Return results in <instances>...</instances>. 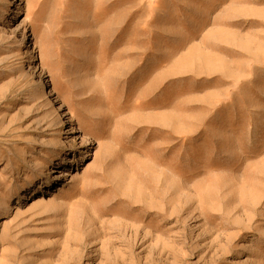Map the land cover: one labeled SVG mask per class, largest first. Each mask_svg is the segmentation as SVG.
I'll use <instances>...</instances> for the list:
<instances>
[{"label":"rangeland","instance_id":"1","mask_svg":"<svg viewBox=\"0 0 264 264\" xmlns=\"http://www.w3.org/2000/svg\"><path fill=\"white\" fill-rule=\"evenodd\" d=\"M0 264H264V0H0Z\"/></svg>","mask_w":264,"mask_h":264},{"label":"bare ground","instance_id":"2","mask_svg":"<svg viewBox=\"0 0 264 264\" xmlns=\"http://www.w3.org/2000/svg\"><path fill=\"white\" fill-rule=\"evenodd\" d=\"M134 52V51H133ZM141 53V52H140ZM139 54V53H138ZM138 57V56H137ZM139 58H141V57H139ZM53 183V182H52Z\"/></svg>","mask_w":264,"mask_h":264}]
</instances>
